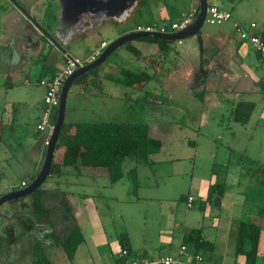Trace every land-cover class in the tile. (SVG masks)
<instances>
[{
	"label": "rangeland",
	"instance_id": "obj_1",
	"mask_svg": "<svg viewBox=\"0 0 264 264\" xmlns=\"http://www.w3.org/2000/svg\"><path fill=\"white\" fill-rule=\"evenodd\" d=\"M21 1V5L28 10L41 25L46 27V25L49 24V26H51L49 33L61 44V41L58 38V30L62 27L59 11L60 1L54 0L57 8L56 6L52 7V5L45 3L46 0ZM246 1H248L254 8L263 9L264 12V0ZM149 2L151 3L152 1L149 0ZM183 3L185 5L188 1ZM168 4H170V2H168ZM9 9H11L12 12L6 15V11ZM261 14L262 13L250 14V17L258 22L259 27L263 25V23H261ZM98 15L99 12L92 15L90 13L80 14L78 19L80 21L79 25L81 26H78L77 28H83V25H85L88 19H90L89 16L96 17ZM11 19H14V21L17 22L15 28L17 29L16 31L20 30V32L13 31V33L10 34L8 22L12 21ZM134 21L135 20H133L132 23ZM145 21L148 20L144 13L138 18L137 22L140 26H146L143 25L146 24ZM223 24L211 25L205 23L202 32L209 28H219ZM116 25V23L110 21L104 24L101 28H88L69 46H66L64 43L61 44L66 52L58 49L50 41L51 46L54 47V50L56 51L54 52L57 53V66L63 68L66 65L64 59L65 53L80 59H85V57L88 56L98 44H100V41L103 38L108 39L111 42L112 32ZM133 26H136L137 28L139 25L134 24ZM11 37L14 38L15 41L17 39V43H15ZM41 37L42 34L23 16L18 7H16L11 0H0V56L9 54L16 49L24 55L23 58L25 60L23 64L25 67L23 71H21V74H19V76H13L15 74L12 75L10 67L7 64H5L7 67H4V65L1 64L0 58V113L4 111L6 106L17 109V112L14 115V124L12 126H15V131L19 132L20 139H17V142H21V144L15 147L13 143L8 144V138L5 136L3 142H0V196L9 192L11 188L13 189L14 187H17L18 185L16 186L14 183H19L23 178L29 180V183L33 180L30 179L28 174V172L31 171L30 168L21 169L20 167H17L16 160L13 157L15 152L13 153L10 150V147H15L16 149L19 147H25V151H27L26 154L28 155L27 158H29V160L27 159L26 161H30L29 163L32 165V161H35L34 158L36 155L33 153V148H30L29 142H33L34 146L35 143L40 142V138L44 135L42 132H40L41 134L39 135L34 134L33 123H35L36 120L35 107L25 106L22 103L25 99L30 100L27 91H32L34 96L37 97H41L43 91L45 92V89L37 84L42 70V62L38 57H41L42 54L46 55L49 50V45L46 44L45 40H40ZM45 38L47 37L45 36ZM188 39L175 42L176 44L173 46L174 50L167 54V57L164 55H154L149 61L151 66H147L144 62L138 61L132 52H130L125 46L126 44L118 48L115 53L109 56L106 63L99 68V74L105 75L100 84L93 83L92 77L91 80L89 78L86 82H76L70 87L67 97L65 122L69 124L130 121L146 123L149 126L157 124L158 127L160 123H164L165 121L162 116L159 117L160 113H168L167 115H169L168 117L171 118L173 123L180 124L179 127L192 124L193 120L191 118L186 115H178V111H184V107L191 105L190 103L192 102V99L187 98L184 100L180 106L182 109L177 111L180 102L179 99H182L183 97L179 92V87H175L174 91L170 93V97L168 96V90L170 91V87L176 82L182 72V66L180 65L182 62L178 60L175 49L182 51L187 43L190 45V43L195 42V40H192L191 38ZM26 41L31 44L30 48H27ZM11 43L15 45L12 47L10 45ZM178 43H184V45ZM53 55L54 54L51 52L49 58L51 57L52 59ZM9 58H11V56ZM190 62H193L197 68L196 72H194V80L197 84L192 88V90L195 91L200 88V80L203 79V73L206 70H200L198 66V57ZM177 65H180L178 71H176L178 67ZM118 67L130 68L134 71L136 70V72L146 71L145 73L153 77L152 82H150L146 89L140 90V85H137V89L140 91L137 90L138 93L132 96V100L127 102L133 106L129 111L131 117H128L127 113L128 104L122 105L120 102L121 100L115 98L114 95V97L112 96V92L118 91V89L112 88L115 84L111 81L113 80L112 77L118 73ZM28 79L31 81V85L24 84L25 80ZM9 84H13L12 89L8 86ZM121 89L123 88L121 87ZM236 90L238 91V88L234 89V91ZM131 95H133L132 92ZM166 97L167 99L164 101V98ZM184 103H187L188 106ZM189 108L191 109L192 106ZM207 113L209 119H206V123L209 124V126L200 128L202 134L200 136H197L198 130H185L184 128L182 130L174 129V135L170 137L159 135V138L164 143L162 152L153 157L155 162L152 166L143 164L138 167V182L142 187L138 189L137 196H139V201H136L135 204L130 205V203H132L131 200L136 199V195H134V193L132 194L133 190L131 189V181L127 176L116 184H112L109 181V178H99L94 181L92 178L80 177L74 185H64L61 189L66 193L68 203L70 204L71 201L73 204L76 218L80 219L82 216V211L80 210L82 203H79L80 198L78 196H80L81 193H88L91 196L92 201L101 211L103 222H107L104 215L105 212L108 213L110 211V214L113 215L114 220H108L107 228L115 226L116 230L121 229L122 231L128 228L130 231H133V241L136 244L143 243L142 246H144V244L146 245L150 241L152 244L160 246L156 251L173 248L172 253L179 252L181 247L180 243L176 240L171 242L173 246L158 243L163 236V234H159L161 232L160 227H167L166 229L171 227V229H173L174 222L176 221L171 218L173 215L176 216V212L174 211L175 203L178 202L180 195L187 194L188 192H195L193 189L194 187H191V181L199 180L198 174H203L204 176L209 177L207 174L213 172L218 177H223L228 173L226 167L218 164V161L226 160L225 156L227 155L223 148L220 150V147H226L224 145L237 147L236 152H231L232 158L229 160L232 168L230 169L231 171L228 176L231 179L233 178V181L230 184L228 183L230 187H236L240 181H243L242 179L247 177V172L250 176H254V173L258 170V165L253 164V162H251L246 156L249 155L250 157L251 155H254L257 159L264 160L263 132L258 131L254 137L261 148L257 149L253 146V148L246 149V153L243 145L246 143V138L249 137L250 134H245V137H241V140L237 134L234 139L225 136L222 140L218 139V141H215L216 138H213L211 135V130L215 127L213 123L218 121V118L221 117L220 114L224 113V111L216 109ZM197 114L198 117H200V113L197 112ZM224 115L225 118L229 116L227 111H225ZM195 116L197 117L196 114ZM211 117H213V119ZM198 121L201 122V120ZM202 122L204 121L202 120ZM227 123L228 121L225 119L223 124ZM198 125V122L194 123V126ZM251 125L247 127L250 128ZM196 128L198 129V127ZM261 130L264 131V127ZM157 133L163 134V131ZM193 135H195L194 140H196V142L198 141V143L196 145H189L190 143L187 142V136H192L193 138ZM212 143L217 147L218 144L220 146L218 147V151L216 150V154L218 155V159H214L216 160V163L213 162L214 153L210 152V146H214ZM46 146L47 145H45V147ZM253 149L256 151L253 152ZM133 165L134 163L128 160L124 166L125 172H129ZM194 167L196 168V175L193 177L191 171ZM69 179H71V181L74 180L72 177ZM252 181L259 182L260 180L253 179ZM8 182L14 183L9 184ZM58 182V177H48L42 188L50 192L55 190L53 187L58 186ZM28 184H26V186ZM82 184H88L89 187L85 188ZM156 184H158V187L151 188ZM146 186H149L150 189L145 188ZM234 189L237 190V187ZM66 190H70V192ZM67 193H75L77 196L73 195L74 199H71L72 197ZM246 193H248V198L239 200L238 197L237 203L234 204L232 211L235 214L241 213L243 209L249 212L263 206L264 185L255 183L251 186L249 184V190ZM143 196H149L150 198L144 200ZM59 199L60 198L57 199L55 196H51L50 200H48L49 202L47 203V206L52 208L57 205L60 208ZM220 209L221 208L219 207L216 211H219V213L223 211L222 217L223 219H226L229 213H227L224 208L222 210ZM55 212L56 211L53 210V214ZM26 213L28 212L22 211L18 205L12 207L10 203H5L0 207V235L5 237L4 243L0 245V264H33L34 256L32 245L33 242L39 240L42 242L41 245L50 260V264H79V261H81L82 258L85 259V263L87 262L89 264L92 262L90 257H83L85 253L82 249H80L78 253L76 252V257H74L73 260H68L64 252L56 245L55 241L50 237H46V234L52 231L56 236L63 238L66 227L68 226V221L60 220L53 216V226L50 227L47 223H40L36 219L29 217ZM231 214L233 215V213ZM119 216L125 221V223L122 221L125 228L122 226V223L118 221ZM115 220L117 221L115 222ZM113 222L114 225L112 224ZM174 229L177 230L179 227H174ZM86 234H89L87 229ZM95 235L97 234L95 233ZM145 235H147V238ZM171 235L172 234L168 231L165 236L169 237ZM153 248L155 249L156 247ZM93 249L94 260H100L102 257L100 252L102 249L96 247ZM201 251H204L201 252V254L204 256L205 260L204 262L197 261V263L208 264L210 250L205 251L203 249ZM181 255L185 257L186 254L181 250ZM176 256H179V254ZM115 257H117V255H115ZM96 264H98V261Z\"/></svg>",
	"mask_w": 264,
	"mask_h": 264
},
{
	"label": "crops",
	"instance_id": "obj_2",
	"mask_svg": "<svg viewBox=\"0 0 264 264\" xmlns=\"http://www.w3.org/2000/svg\"><path fill=\"white\" fill-rule=\"evenodd\" d=\"M151 1L152 2L150 3L149 0H127V2L122 7L114 10L111 13L103 10L100 11L99 15L96 17L89 16L90 19H88L86 24L83 25V28L81 29L77 28L78 26H81L79 25L80 21L78 18L70 19V20L61 19L60 23L62 27H60L58 30L59 33V35L57 34L58 38L60 39L61 44L64 43L66 46H69L79 35H82L83 32H85L88 28H92V27L101 28L103 27L104 24L111 21L117 24L116 27L114 28V31L112 32V37H111V39L114 40L126 33H130L134 31L136 29V26H133L134 24L140 26L137 20L144 13L146 14L148 21H145L146 24L143 25L161 26L163 24L168 25L182 21L185 17L189 16L193 12L195 17L197 15L198 7H199V0H162V1L151 0ZM187 1L188 3H185L184 5L183 2H187ZM168 2H170V4H168ZM208 4L216 5L226 11H229L232 14V21L221 25V27L219 28H215V29L209 28L204 32H202L201 29L199 32V37L198 35L194 37H190L192 40H195L194 43H190V45H188L187 43V45L184 47L182 51H178L177 49H175V51L177 52L176 54L178 60L182 62L180 64L182 66V72L180 76L177 78L176 82L170 87L171 88L170 91L168 90L169 94L167 93L168 96L170 97V93L174 91L175 87L176 88L179 87L180 89L179 92L181 96L183 95V97L182 99H179L180 102L177 107V111L182 109L180 106L184 100H186L187 98L192 99V102L190 103L191 105L188 106L187 103H184L188 107H184L185 108L184 111L183 110L178 111L179 112L178 115L179 116L186 115L187 117L191 118L193 122L190 125L179 127L180 124L173 123L171 121V118L168 117L169 116L167 115L168 113L167 114L160 113L159 117L162 116V118L165 121L164 123H160L158 127L157 124L150 126L151 133L157 138H159V135H166L167 137H170L174 135L175 132L174 129L182 130L184 128L185 130L187 129L198 130L197 136H200L202 135L200 132V128L209 126V124L206 123V119H209L207 116L208 115L207 112L218 109L220 111H224V113H221L220 114L221 117H219L220 119L218 118V121L213 123L215 127L213 128V130H211V135L213 138H216L215 141H218V139L222 140L223 137L225 136L232 137L234 139L237 134L239 136V139L241 140V137L242 138L245 137V134H250L249 137L246 138V143L243 145L246 153L248 148H253V146H255V148L257 149H260L261 147L256 142V139L254 137L256 136V133L258 131L263 132V136H264V131L261 130L264 127L262 126L264 125V94L262 93V90L264 91V60L259 55L254 53L247 44L243 43L240 40V38L234 32L233 25L236 22L243 24L244 26H247L250 23H256L257 27L256 29H254V32L260 33L264 36L263 9L254 8L246 0H208ZM60 10L61 8L59 7V11ZM10 12H12L11 9L6 11L7 13L6 15L10 14ZM251 13L254 14L262 13L261 14L262 15L261 23H263L262 26L259 27L258 22L254 18L250 17ZM60 18H61V12H60ZM11 20L12 21L8 22L10 34H12L13 31L20 32V30L16 31L17 29L15 28L17 22L14 21V19ZM133 20L135 21L132 23ZM11 39L15 41L14 38L11 37ZM40 40L43 41L45 39L41 37ZM17 41L18 40L16 39L15 43H17ZM45 42L47 45H49V49H50L52 47L50 41L47 40ZM103 42L109 43L110 40L103 38L100 41V44ZM129 43L132 47H134L138 51V54L132 53L135 56V58H137L138 61L144 62V64L147 66H151L149 61L152 59L154 55L157 56L160 55L158 54L159 47L157 44H152L141 40H137L135 42L132 41ZM26 44H27V48L31 47V44L28 41H26ZM100 44H98L96 48H94L88 54V56L85 57V59L89 57L92 53H94L95 50L100 46ZM174 44L176 43L174 42L172 44L171 51L174 50L173 49ZM178 44L184 45V43H178ZM10 45L13 47L15 44L11 43ZM14 50L15 51L9 54L0 56L1 64L4 65V67L6 66L5 64H7L12 70V75L15 74L13 76H19V74H21V71H23L25 67L23 65L25 60L23 58L24 55H22V53L19 50L16 49ZM51 50H53L51 52L54 55L52 59L51 57L48 58L46 63L49 66H54L56 70L58 69L56 71L57 73L60 72L64 67L60 68L57 66L56 64L57 53H55L56 51L54 50V47H52ZM10 56L11 58H9ZM66 56L75 57L65 53L64 59L66 58ZM165 57H167V55ZM197 57H198V66L200 70L202 71L206 70V71L203 73V79L200 80L201 81L200 88L198 90L193 91L192 88L194 87L195 84H197V82L194 80L195 77L194 72H196L197 68L195 67L193 62L190 61L195 60V58ZM106 61L103 64H105ZM103 64L101 66H103ZM180 65H177L178 67L176 71L179 70ZM117 66L119 65L117 64ZM100 67H98V70ZM117 69H118L117 74H115L113 77L109 76L112 77L113 80L111 81L115 84V85L113 84L114 87L112 88L118 89L117 92L116 91L112 92V96L114 95L115 98L121 100L120 102L122 103V105L128 104L127 113L129 117L130 116L129 111L133 106L127 102H129V100H132L133 98L132 96L138 93L137 90L139 89H137V85H140L139 86L141 87L140 90H144L148 87L150 83L147 86H145L144 83L137 84V82L131 80L125 82V79L130 77V75L132 74L139 75L145 73L146 71L136 72V70L134 71L133 69L124 68V67H118ZM104 76L105 75H100L99 71H97L95 74L89 76L88 79L90 78L91 80L93 77L92 82L95 84H100L104 79ZM47 78H49V76H43V75L40 76L37 84L41 86L40 80ZM24 84L31 85V81L29 79L25 80ZM12 86H10L11 89ZM121 87L124 90L121 89ZM235 88H238V91L237 90L234 91ZM27 92L29 94L30 100L25 99L24 102L22 103L25 106L35 107L36 120L35 123H33V130L35 135H39L41 133L37 130L36 126L38 124L39 117L42 111L45 92L43 91L41 97L34 96V93L32 91H27ZM131 92L133 93V95H131ZM166 99L167 97L164 98V101ZM239 101H247L255 104V109L252 113L250 121L245 126H242L231 120L230 113L233 107L235 106V104ZM191 106L192 108L190 109L189 107ZM225 111H227L229 114L227 118H225L224 115ZM197 112L200 113V117H198ZM195 114L197 115V117L195 116ZM12 118H13V107L6 106V108H4V111L0 113V123L1 126L4 127L5 137L8 138L7 139L8 144L13 143V145H15L16 147L17 145H19L17 139L19 140L20 138H19V132L15 131V126H12L11 124ZM211 118L213 119V117ZM225 119H227L228 121L227 124H223ZM198 120H201V122ZM202 120L204 122H202ZM121 122H130V121H121ZM195 122L196 123L198 122L199 125L194 126ZM249 125H251L250 128L247 127ZM196 127H198V129ZM9 128H11V132L9 131L10 130ZM160 131H163V134L157 133ZM193 136H194L193 138L192 136H187L188 139L187 142L190 143L189 145H193V144L196 145L198 143V141L196 142V140H194L195 135ZM45 138L46 135L44 134L43 137L40 138V142L35 143L34 146H33V142H29L30 148H33L32 149L33 153H35L36 155V157L34 158L35 161H32V165H30L29 163L30 161H26L27 159L29 160V158H27L28 155L26 154L27 151H25L26 149L25 147L23 148L19 147L18 149H16L15 147L14 148L10 147V150L13 153L15 152L13 157L16 160L17 167H20L21 169H29V168L31 169V171L28 172L30 179L36 177L43 163V159L45 156V148H46L44 144ZM224 146L226 147H220L218 144L220 150H222L221 148H223L227 153V155L225 156L226 160L218 161V164L222 165L223 167H226V171H228V173H226L225 176L223 177L221 176L218 177L213 172L207 174L209 175V177L204 176L203 174H198L199 180L191 181V187H194L193 189L195 190V192L193 193L188 192L187 194L180 195L178 202L175 203L174 211L176 212V216L170 215L172 216L171 219H175L176 221L174 222L175 224L173 225V229H171V227H168V229H166L167 227L164 226L160 227L161 232L159 234H163V236L160 238L158 243H162L165 245L166 244L172 245L171 242L176 240L178 241V243H180L181 248L179 252L172 253L173 248L160 249L159 251H156L157 249L160 248V246H157V244H152L150 241L146 245L144 244V246H142L143 243L136 244L133 241V234H132L133 231H130L128 228L125 229L130 236L133 254H135V258L138 261L151 264L158 261H162L168 257H172L173 259L178 261L179 264H198L197 261H191L193 258H189L187 255L183 257V255H181V249L183 246H185L184 236L191 230L201 229L205 241L213 244V248L210 251L208 264H253L252 261H250L245 254H238L236 250L239 231H240V223L242 220L246 219L249 222H251L255 227L260 229V240L258 245L257 258L254 264H264V202H263V206L259 207L254 211L247 212L243 209L242 212L239 214H235L232 211L234 204L237 203L238 197L239 200L243 198L244 199L248 198L247 195L248 193L246 192L249 190V184L251 186L255 183L264 185V160L257 159L254 155H251L250 157L249 155L246 156L251 162H253V164L258 165L257 167L258 170L254 173V176H250L247 172V177L243 178L242 179L243 181H240V183L237 184L236 186L237 190H235L234 188L236 187H230V185H228V183L230 184L233 181V178L232 179L229 178L228 174L230 173L231 171L230 169L232 168V165L229 161L232 158L231 152H236L237 147L231 145L228 146L224 145ZM163 147H164V143H163ZM218 147L215 144L214 146H210V152L214 153L213 155L214 163H216V160L214 159H218L217 158L218 155L216 154V150L218 151ZM62 150H63L62 148H59L57 151L58 154L61 153ZM252 151L255 152L256 150L253 149ZM195 170L196 168L194 167L191 171L192 172L191 175L193 177L196 175ZM70 177L74 178V180L76 181L74 180L71 181V179H69ZM80 177L92 178V180L94 181L99 178L108 179L107 172L105 169L81 168L79 170V173L73 171L72 172L66 171V174L63 177H58L59 179L58 186L53 188L58 187L59 189H61L64 185L65 186L74 185L75 183H77L78 178ZM253 179L260 181L253 182L252 181ZM23 182L28 184L29 180L23 178L19 183H14V182H8V183L9 184L14 183L16 186L18 185L19 188L21 187V184ZM217 182L224 185V194L222 196L216 195L212 197V199H209L208 198L209 190ZM83 187L87 188L89 187V185L84 184ZM141 187L142 186L140 185V188ZM155 187H158V184L154 185V187L151 188H155ZM145 188L150 189L149 186H146ZM10 190H12V188ZM66 191L70 192V190H66ZM67 194H70V196L72 197L71 199H74L73 195L77 196L75 193H67ZM85 196L90 198H87ZM189 196H193L195 198L194 205L191 208L187 206V199ZM78 197L80 198L79 203H82V205L80 206V210L82 211V216L80 219L76 218L75 210L73 209V204L70 201V205L73 210L74 217L76 218V222L78 223V226L80 227L81 232L83 233L84 236V243L79 246L77 253L80 249L84 250L83 252L85 254L83 255V257L86 256L91 258L92 262L89 264H96L97 261L98 264H116V259L120 255V246L117 235L121 229L116 230L115 226L107 228L108 220H112V221L114 220L113 215L110 214V211L108 213L105 212L104 215L106 217L107 222H103V215L101 211L92 201L91 196L88 193H83V194L81 193V195ZM215 197L221 198L220 210L224 208L226 212L229 213L226 219H223L222 217L223 211L220 213L219 211H216V209L219 207L214 206ZM149 198H150L149 196H143L144 200ZM131 201L132 203H130V205L135 204L136 201H139V199L138 200L135 199ZM231 213H233V215ZM116 221L117 220H115V222ZM118 221L122 223V221L124 220L121 219L119 216ZM112 224L114 225V222ZM122 226L125 228L123 223ZM174 227H179V229L175 230ZM86 229L87 231H89L88 235L86 234ZM168 231L169 233L172 234L169 237L165 236ZM95 233L97 235H95ZM146 236L147 235H145V237ZM39 243L41 244L42 242L39 240ZM187 246L188 245H186V247ZM95 247L102 249L100 252L102 254V257L100 260L98 259L97 261L94 260L93 248ZM153 247L156 248L154 249ZM246 249L247 250L249 249V245H247ZM178 254L179 256H176ZM199 254L203 258L202 262H204L205 260L204 256L201 253ZM115 255H117V257H115ZM79 262L81 264H88L87 262L85 263L84 258H82L81 261Z\"/></svg>",
	"mask_w": 264,
	"mask_h": 264
},
{
	"label": "trees",
	"instance_id": "obj_3",
	"mask_svg": "<svg viewBox=\"0 0 264 264\" xmlns=\"http://www.w3.org/2000/svg\"><path fill=\"white\" fill-rule=\"evenodd\" d=\"M15 1L20 4L22 2L21 0ZM45 3L52 5V7L56 6L54 0H46ZM43 27L46 31L50 32L49 29H51V26H49V24H47L46 27ZM43 39H45V41L48 40L45 36ZM139 40L157 44L160 55L164 56L171 52L172 44L174 43L152 38H142ZM125 46L132 53L138 54V51L132 47L130 43H127ZM51 48L46 55L42 54L41 57H39V60L42 62L41 76H49V79H53L58 73H56L58 69L56 70L54 66H49L46 63ZM259 56L264 60L261 55ZM65 59L67 62V58ZM96 70L98 71V68L87 75L79 77L74 84L81 81L85 82L89 76L97 72ZM128 78L125 79V82L131 80L137 82V84L144 83L145 86H147L153 79L151 75L146 73L139 75L132 74ZM8 86L10 87L12 84H9ZM262 93L264 94L263 90ZM254 109V103L239 101L235 104L230 113L231 120L245 126L249 123ZM16 112L17 109L13 107L12 125L14 124V115ZM56 117L57 113L53 118L54 124L56 122ZM9 129L11 132V128ZM4 136L5 130L0 123V142H3ZM59 148H62L63 150L58 154L57 151ZM162 148L163 141L151 133L150 126L146 123L96 122L68 124L64 122L62 132L55 147L54 157L48 177H63L66 174V171L79 173L81 168L105 169L107 177L112 184H116L127 176L131 181V189L133 190L132 194L134 193V195H136V200H138L139 196H137V192L140 188L138 182V167L143 164L152 166L155 162L153 157L161 153ZM128 160L133 162L134 165L129 172L126 173L124 166ZM19 188L17 186L12 190H17ZM223 194L224 185L217 182L210 188L208 198L212 199V197L216 195L222 196ZM51 196H55L57 199L60 198V208L57 205L52 208L47 206V203L49 202L48 200H50ZM10 204L12 207L18 205L22 211L28 212L26 214L29 215V217L36 219L40 223H47L50 227L53 226V216L60 220L68 221V226L66 227L63 238L56 236L52 231L46 234V237H50L55 241L56 245L64 252L68 260L74 259L79 246L84 243V236L76 222L65 192L58 187L55 188V190L48 192L41 186L28 197L12 201ZM53 210L56 211L54 214ZM117 237L120 246V255L116 259V264H131L136 262L137 259L135 258V254H133L128 232L126 230L120 231L118 232ZM259 240L260 229L255 227L248 220H242L240 223V231L236 247L237 253L245 254L254 264L257 258ZM4 241L5 237L0 235V245H2ZM184 244L185 246L189 244H194L196 246L195 253L192 255L194 259L193 261H196L195 259L197 256L201 257L199 253L204 252L201 250L204 249L205 251H211L213 248V244L205 241L201 229L189 231L184 236ZM247 245H249L248 250L246 249ZM32 251L34 256L33 264H50V260L45 254L39 241L33 242ZM123 251H126V254H122Z\"/></svg>",
	"mask_w": 264,
	"mask_h": 264
},
{
	"label": "water",
	"instance_id": "obj_4",
	"mask_svg": "<svg viewBox=\"0 0 264 264\" xmlns=\"http://www.w3.org/2000/svg\"><path fill=\"white\" fill-rule=\"evenodd\" d=\"M15 4L16 7L20 10L23 16L29 20L33 26L44 36L47 37L49 41H51L58 49L65 52L64 48L60 45V43L54 39L51 34L45 30V28L26 10L20 3L15 0H11ZM60 1V12L61 19L70 20L77 19L82 13H90L96 14L100 11L113 12L114 10L122 7L127 0H59ZM208 0H199L198 12L193 21L188 24L185 28L172 32V33H159V32H138L132 31L130 33H126L111 42L103 49L100 55L91 63L79 67L76 71L66 78L63 83V86L60 91V99L59 105L57 108V117L56 122L54 124L53 132L49 138L48 145L45 148V156L43 159V163L41 168L36 175V177L25 187L19 188L17 190L9 191L0 196V207L5 203H10L15 200H20L28 197L34 191L39 189L49 175L55 147L59 136L62 132V128L65 122L66 117V105H67V97L70 90V87L74 84V82L81 76L87 75L93 70L100 67L111 54H113L118 48L132 41H136L142 38H152L159 39L171 42L182 41L188 39L190 37L197 36L200 30L203 28L206 23V17L208 12ZM221 198H214V206L220 207ZM196 246L194 244H189L187 246V253L189 255H193L195 253Z\"/></svg>",
	"mask_w": 264,
	"mask_h": 264
},
{
	"label": "built area",
	"instance_id": "obj_5",
	"mask_svg": "<svg viewBox=\"0 0 264 264\" xmlns=\"http://www.w3.org/2000/svg\"><path fill=\"white\" fill-rule=\"evenodd\" d=\"M194 19V12L189 16L185 17L182 21L172 23V24H163L161 26H138L134 31L138 32H159V33H172L179 31L185 28L188 24H190ZM232 21V14L229 11H226L216 5H209L208 12L206 17V23L211 25H219L223 23H228ZM256 23H250L247 26H244L240 23H234L233 28L235 34L240 38V40L247 44L251 50L261 55L264 58V37L262 34L254 32L256 29ZM170 28V29H169ZM108 45V42H103L100 46L86 59H78L71 56H66L67 62L65 67L58 72L53 79H42L40 81V85L45 89L44 100L42 105V111L39 117V121L37 124V130L44 133L46 135L45 145H48L49 138L54 129L53 118L57 113V108L59 105L60 99V91L63 86L64 81L67 77L72 75L76 69L79 67L85 66L91 62H93L103 51V49ZM21 186H26V183L23 182ZM195 202V198L193 196H189L187 203L189 207H192ZM189 258H193L192 255L187 253V247L183 246L181 249ZM122 254H126V251H123ZM192 259L191 261H193ZM196 261H202V258L197 256ZM131 264H148L141 261L136 260ZM151 264H179L178 261L173 259L172 257H168L162 261H158Z\"/></svg>",
	"mask_w": 264,
	"mask_h": 264
},
{
	"label": "flooded vegetation",
	"instance_id": "obj_6",
	"mask_svg": "<svg viewBox=\"0 0 264 264\" xmlns=\"http://www.w3.org/2000/svg\"><path fill=\"white\" fill-rule=\"evenodd\" d=\"M42 37H44V35H42ZM61 45V44H60Z\"/></svg>",
	"mask_w": 264,
	"mask_h": 264
},
{
	"label": "clouds",
	"instance_id": "obj_7",
	"mask_svg": "<svg viewBox=\"0 0 264 264\" xmlns=\"http://www.w3.org/2000/svg\"><path fill=\"white\" fill-rule=\"evenodd\" d=\"M21 187H23V186H21ZM21 187H20V188H21Z\"/></svg>",
	"mask_w": 264,
	"mask_h": 264
}]
</instances>
